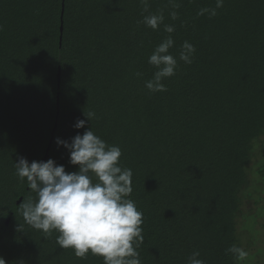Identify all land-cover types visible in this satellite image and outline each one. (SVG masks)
I'll list each match as a JSON object with an SVG mask.
<instances>
[{
	"label": "trees",
	"instance_id": "trees-1",
	"mask_svg": "<svg viewBox=\"0 0 264 264\" xmlns=\"http://www.w3.org/2000/svg\"><path fill=\"white\" fill-rule=\"evenodd\" d=\"M147 3L145 11L141 0H65L59 50L61 0H0L5 264H103L62 249L55 231L30 228L18 208L35 193L16 176L15 162L44 156L57 97L47 160L78 171L56 141L70 143L90 128L121 149L119 165L132 171L128 198L143 213L141 264H187L194 251L204 264H264V0H223L220 8L216 0ZM201 8L216 15H198ZM158 12L157 30L138 23ZM165 24L175 28L169 52L178 64L163 81L167 90L152 93L145 84L156 69L148 59L169 36ZM185 41L195 47L191 64L179 60ZM78 120L84 128L74 127ZM233 245L247 257L227 252Z\"/></svg>",
	"mask_w": 264,
	"mask_h": 264
},
{
	"label": "clouds",
	"instance_id": "clouds-1",
	"mask_svg": "<svg viewBox=\"0 0 264 264\" xmlns=\"http://www.w3.org/2000/svg\"><path fill=\"white\" fill-rule=\"evenodd\" d=\"M141 3L147 11V0ZM169 3L173 8L179 7L175 0ZM222 3L223 0H216V8L222 7ZM216 8H201L198 15L215 16ZM170 17L175 20L177 12L171 11ZM138 23L157 30L164 23L163 12L146 15ZM164 31L169 36L155 47L148 59L156 69L145 84L152 93L167 90L163 81L175 75L178 64L177 58L169 52L174 46L171 34L175 28L165 24ZM194 52L195 47L185 41L179 60L191 64ZM94 115L89 112L85 116L91 121ZM85 123V120H78L74 127L84 128ZM56 143L69 151L70 163L78 166V171L66 172L64 166L56 165L52 159L29 163L21 157L15 162L16 176L35 193V197L29 195L18 206L25 224L46 235L57 232L56 243L62 249L71 248L77 258L91 254L102 258L103 264H141L137 249L144 240L143 213L128 198L132 193V171L119 165L121 149L108 145L91 128L83 135L77 134L70 143L59 138ZM22 227L19 225L18 231ZM226 251L238 260L248 255L235 245ZM199 256L200 253L194 251L187 264H204ZM0 264H5L3 258Z\"/></svg>",
	"mask_w": 264,
	"mask_h": 264
},
{
	"label": "water",
	"instance_id": "water-1",
	"mask_svg": "<svg viewBox=\"0 0 264 264\" xmlns=\"http://www.w3.org/2000/svg\"><path fill=\"white\" fill-rule=\"evenodd\" d=\"M64 2L65 0H61V13H60V37H59V50L61 48V38H62V32H63V14H64ZM60 70H58V73H57V87L59 88V84H60ZM58 116H59V98L57 97V100H56V114H55V122H54V125H53V128L51 130V133H50V137H49V140H48V144H47V147L45 149V153H44V156L41 158L40 161H47L48 159V152L52 146V142H53V139H54V135H55V132H56V129H57V121H58ZM21 201V199H19L17 201V204ZM9 218L6 220L5 222V225H8L9 223Z\"/></svg>",
	"mask_w": 264,
	"mask_h": 264
},
{
	"label": "rangeland",
	"instance_id": "rangeland-1",
	"mask_svg": "<svg viewBox=\"0 0 264 264\" xmlns=\"http://www.w3.org/2000/svg\"><path fill=\"white\" fill-rule=\"evenodd\" d=\"M257 158H259V157H258V152H256V156H255V158H253V159H257ZM250 171H251V170H250ZM248 173H249V172H248ZM249 176H250V174H249ZM263 179H264V178H263ZM258 187L260 188V191H261L260 196H261V197H264V192H262L261 186L258 185ZM245 206H246V205H245ZM245 206H243V207L245 208ZM249 230H250V231H249V236H250V238H251L252 243H254V242H255V239H256V236H257V232H256V230L253 228V226L250 227Z\"/></svg>",
	"mask_w": 264,
	"mask_h": 264
}]
</instances>
